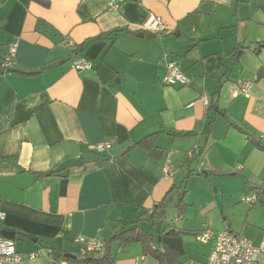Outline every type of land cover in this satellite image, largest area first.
Returning <instances> with one entry per match:
<instances>
[{"label":"crops","instance_id":"obj_1","mask_svg":"<svg viewBox=\"0 0 264 264\" xmlns=\"http://www.w3.org/2000/svg\"><path fill=\"white\" fill-rule=\"evenodd\" d=\"M110 1L0 0V229L16 232L18 264H87L78 236L105 241L94 255L112 264H154L133 223L146 228L169 199L181 212L191 185L226 199L264 179L252 140L264 141V0ZM151 14L162 33L146 30ZM78 58L92 68L75 69ZM172 60L187 84L163 83ZM245 79L249 95L235 94ZM102 141L112 146L98 152ZM203 243L187 264L208 260L214 241Z\"/></svg>","mask_w":264,"mask_h":264},{"label":"built area","instance_id":"obj_2","mask_svg":"<svg viewBox=\"0 0 264 264\" xmlns=\"http://www.w3.org/2000/svg\"><path fill=\"white\" fill-rule=\"evenodd\" d=\"M118 4L115 0L110 1L109 9L117 10ZM146 30L153 33H162L166 25L161 17L151 14L145 23ZM66 46L72 44L67 42ZM17 44L10 46L9 55H7L4 68H9L12 63V55L15 51ZM72 66L78 71H83L92 68V63L86 58H78L72 62ZM163 83L166 85H185L189 82L188 75L183 71L177 61L167 62V72L163 76ZM254 83L253 79H245L240 82L235 90V94L243 93L249 95L251 87ZM206 105H209V98L203 97ZM112 146L111 141H102L96 144V150L103 152L110 149ZM195 150L188 152V157L191 159L195 156ZM243 164L239 163L236 167L237 170L243 169ZM175 169V165L170 161H165L163 164V173L165 176H170ZM257 195H245L243 200L253 203L257 201ZM5 218V213L0 208V219ZM202 242L214 241V247L204 264H264V240L259 243H254L252 239L234 233L231 230L224 229L215 231L212 229L204 230L198 237ZM76 241L83 243L84 247L81 251L82 256H87L93 253H102L105 251V241L97 237L78 236ZM36 253H31L30 257L35 258ZM23 257L18 252L14 239L5 238L0 236V264H18L22 261ZM191 264H196L192 262Z\"/></svg>","mask_w":264,"mask_h":264},{"label":"rangeland","instance_id":"obj_3","mask_svg":"<svg viewBox=\"0 0 264 264\" xmlns=\"http://www.w3.org/2000/svg\"><path fill=\"white\" fill-rule=\"evenodd\" d=\"M247 182L246 188L226 199H223L224 194L221 189L216 191V186H203L200 183L191 185L185 197L188 205L186 204V208L181 210V212L179 211L180 207H176L177 202L173 204L170 199L166 202L167 207L164 208V213L161 217L162 224L174 221L177 225L184 227L183 224L188 221L187 228L191 229L185 234L188 236H185L186 254L182 258L183 264H187L189 258H196L199 255L198 251L204 243L198 237L206 228L221 231L229 228L228 224L230 223L231 229L235 233L247 238L257 240L260 239L261 234L264 237V190L261 187L264 179L259 177L257 180V178L248 177ZM253 194L260 195L262 197L261 200L255 203L243 200L245 195ZM172 195L176 199L178 198L176 192ZM206 201L211 204H205ZM216 203L219 207L216 206ZM149 220L151 219L144 217L141 220V224L149 229L155 226L157 227L156 230H158L159 222L153 223ZM166 225L162 228H165ZM258 232L261 234L257 235ZM148 261H152L155 264V259L151 256H148ZM193 261L191 260V263Z\"/></svg>","mask_w":264,"mask_h":264},{"label":"trees","instance_id":"obj_4","mask_svg":"<svg viewBox=\"0 0 264 264\" xmlns=\"http://www.w3.org/2000/svg\"><path fill=\"white\" fill-rule=\"evenodd\" d=\"M210 104L211 102H209V105ZM252 140L258 147L264 148L262 145L263 143L262 140H257V139H252ZM199 173L201 175L206 174L205 171H203L202 169L199 170ZM228 173L229 172H217V174H223V175L228 174ZM206 175H209V173H207ZM261 187L264 190V183L262 184ZM255 195H257L258 197L257 201L255 202H258L259 200H261L262 197L260 195L258 194H255ZM181 200H182V197H181ZM159 218H161V215L156 214L155 211L153 212V215L150 218L151 219L150 221L153 223L159 222L158 230L155 229L156 231H153V230L148 231L146 228H143L139 224L140 220L137 221V223H133L131 229L133 232L135 231L136 235H138L136 236V238L142 241L145 255H150L154 257L155 259H157L158 264H177L180 261V257L185 253L184 235L187 234L189 230L184 227L178 226L174 221L168 222L167 223L168 226H166V228H162L161 225L163 222L160 221ZM206 229H210V228H206ZM225 229L231 230L230 227L225 228ZM120 234H123V233H120ZM126 239H124V242H126ZM127 240L129 241L130 239H127ZM94 254H100V253H93L87 256H83V261H85L87 264H112L113 263L112 257L106 253L101 256L99 255L95 256ZM195 263L198 264L197 262Z\"/></svg>","mask_w":264,"mask_h":264},{"label":"water","instance_id":"obj_5","mask_svg":"<svg viewBox=\"0 0 264 264\" xmlns=\"http://www.w3.org/2000/svg\"><path fill=\"white\" fill-rule=\"evenodd\" d=\"M175 34L180 36L181 33H180V31L177 30V31H175ZM0 72H3L2 68H0ZM215 110H218V107ZM262 145L264 147V141H263ZM228 227H229V224H228ZM0 236L5 237V238L14 239L16 237V232L13 230L0 229ZM52 254L55 258L60 257L62 255L67 257V258H75V256L73 254L63 253L62 251H54Z\"/></svg>","mask_w":264,"mask_h":264},{"label":"bare ground","instance_id":"obj_6","mask_svg":"<svg viewBox=\"0 0 264 264\" xmlns=\"http://www.w3.org/2000/svg\"><path fill=\"white\" fill-rule=\"evenodd\" d=\"M166 29V28H165ZM67 47V46H66Z\"/></svg>","mask_w":264,"mask_h":264}]
</instances>
